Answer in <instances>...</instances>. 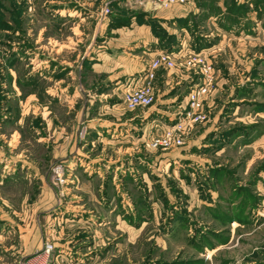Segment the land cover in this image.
<instances>
[{
  "label": "rangeland",
  "instance_id": "rangeland-1",
  "mask_svg": "<svg viewBox=\"0 0 264 264\" xmlns=\"http://www.w3.org/2000/svg\"><path fill=\"white\" fill-rule=\"evenodd\" d=\"M12 1L0 8V264H264V0H189L175 19L111 3L123 23L116 27L150 26L158 54L173 45L178 63L196 51L212 65L208 120L170 149L147 144L184 114L199 75L178 64L172 75L183 82L157 81L148 108L129 109L123 96L119 115L114 97L85 90L70 107L71 96L44 93V84L34 104L31 77L84 71L90 89L106 75H93L87 57L62 70L58 62L75 53L59 41L50 46L40 31L51 18L45 0ZM18 1L33 14L22 12L20 23L12 18ZM60 18L46 36L71 34L74 21ZM93 20L85 18L86 34ZM35 37L42 47L33 51ZM51 56L54 64L40 62Z\"/></svg>",
  "mask_w": 264,
  "mask_h": 264
},
{
  "label": "crops",
  "instance_id": "crops-1",
  "mask_svg": "<svg viewBox=\"0 0 264 264\" xmlns=\"http://www.w3.org/2000/svg\"><path fill=\"white\" fill-rule=\"evenodd\" d=\"M47 2L50 5H47ZM30 3L35 5V2L33 3L32 0L29 1V4ZM106 3H109V6L111 3L113 5L116 4L114 0H45V7L47 6L48 9H51V18H46L49 22L45 23V26H43L40 31L44 29V36L45 38H48L47 43L50 46L54 45L55 41H59V49H70L71 52L75 53L73 54L75 57H72V59H63L62 61H59L58 63L61 65L60 68L62 70H70L74 63H76V68H78L79 60L83 63L85 57H87L92 64L91 67L93 75L103 74L104 76L106 75V77L103 79L105 82H97L96 84H93L90 89H86L85 84L87 83L86 79H88V73L85 75L84 71L80 72L79 75L77 71L73 73V69H71L70 72L59 78L55 76L56 71L54 70L47 72V75L44 74L43 77L35 76L37 82L31 86L32 89L29 92V96H31L32 99H36L34 104L37 103V95L40 96L41 93L35 88H40L42 84H44L42 90L44 93L57 94L61 99L63 95L67 97L71 96V99L73 100H69L70 107H74L76 104L78 105L77 100H79V98L82 99L85 90H87L88 94L94 99H102V97L106 98L107 96L114 97L115 102H113L110 106L114 111H117L118 114L115 115L120 114V111L118 110L119 107H117L120 105L118 100L124 96L127 89L142 83V80L149 69L151 60L160 52V49L156 47L158 41L152 35L149 25L132 22L129 26H114L113 24L115 22V18L119 15L117 13L119 8L115 6L112 8V6H110L112 12L105 15L103 13V8ZM119 4L121 8L131 4L130 7L141 8L145 11H149L153 16L168 19H175L176 9L180 7L176 5L170 8H163L158 6L153 0H121ZM29 7V10H31V6ZM87 7L93 8L89 14L84 13V9ZM33 9H35V7H33ZM28 12L25 10L23 14L29 16L33 15ZM57 13L61 16L60 19L63 21L68 20L69 18L74 21L73 24H70V26L68 25V30L71 31V34H67L65 39H58V37H54V35L46 36V32L48 30H54L53 21L55 22L57 20ZM87 16L96 18V21H92L91 27H88V31L90 33L86 34V23L84 21ZM63 24H66V22ZM31 27L28 29L29 31L33 30ZM17 30L19 29H16V31ZM104 31H110V35L109 33L104 34ZM28 39H30L29 48L33 49V51L42 47V45H37V37L34 39ZM19 40L22 41L24 39ZM85 46H87V49ZM84 47L87 51L81 49ZM133 47H138V49L133 50ZM52 60L54 61L55 58L51 56V58L40 59V62L48 63L50 61L54 64ZM172 73L173 71L169 70L166 73L158 74L157 81L170 88L184 81L185 78L182 75L173 76ZM42 79L46 80V84L48 81L54 79L55 85L53 86L52 83L45 85ZM69 79L72 80V82H67L70 81ZM58 83H61V85L58 86ZM107 83L109 85L111 84V90H109L110 92L106 93L104 91H100V89L105 87ZM166 92L167 89L165 90L164 88L163 93L158 94V96L164 95ZM74 99L77 100L74 101ZM65 100H67V98H65ZM207 105L212 107L213 101L210 100L208 104L207 100ZM163 107L164 109H162ZM158 109L159 111L167 112L165 106H161ZM79 110L80 109L77 110V116L79 114ZM94 119L96 118L92 117L91 119H88V121L93 122ZM97 119L101 120V118ZM115 120L118 119H114L112 123H114ZM97 125H104V123L102 124L100 122L96 125L92 124L95 128ZM123 138L126 139L127 135L123 136ZM29 236L30 235H25V239H29ZM1 238L2 236H0V239ZM25 241L26 243L29 242L27 240ZM44 261L45 258H37L31 263L41 264Z\"/></svg>",
  "mask_w": 264,
  "mask_h": 264
},
{
  "label": "built area",
  "instance_id": "built-area-1",
  "mask_svg": "<svg viewBox=\"0 0 264 264\" xmlns=\"http://www.w3.org/2000/svg\"><path fill=\"white\" fill-rule=\"evenodd\" d=\"M163 8L172 6H182L189 0H155ZM111 8L109 3L103 8L105 15L110 14ZM178 64L185 70H193L200 76V81L192 86L187 95L188 108L179 120L170 126H167L164 132L151 140L148 146L154 149H170L180 147L186 143L189 131L199 123L208 120L207 100L211 93L213 85L212 65L206 60V57L196 51L185 54L181 61H176V52H161L155 57L145 74L142 83L134 85L124 93V101L129 109L148 108L156 103L157 96V71L160 68L167 70L175 69ZM60 176V168H58Z\"/></svg>",
  "mask_w": 264,
  "mask_h": 264
},
{
  "label": "trees",
  "instance_id": "trees-1",
  "mask_svg": "<svg viewBox=\"0 0 264 264\" xmlns=\"http://www.w3.org/2000/svg\"><path fill=\"white\" fill-rule=\"evenodd\" d=\"M4 0H0V8H2L3 7V2ZM13 3H14V0L12 1ZM15 4L16 5H22L21 3H19V2H15ZM26 7H27V4L26 3H24L22 6H20V11H18L16 14H13V19H15V21L17 22V23H20V21H18V19H20L19 17L22 15L21 13L22 12H24L25 11V9H26ZM144 14L143 13H137V16H138V22H140V23H144V22H146L145 21V18H142L141 16H143ZM115 21H117V18H115ZM1 24H0V27L1 28H3V27H5V22H4V20L1 18ZM114 26H120V25H123V23H121L120 21H117L116 23L114 22V24H113ZM154 25V24H153ZM18 27H21V25L20 26H18ZM17 29H22L21 31H23V28H17ZM157 32V31H156ZM158 33V32H157ZM170 49L169 50H171V51H174V46L173 45H171L170 47H169ZM36 82L33 80V78L31 77V79L28 81V82H25V85H30V87L32 86V85H34ZM20 84H21V82H20ZM3 99V98H2ZM2 117H3V115H2ZM2 119V121L4 120L3 118H1Z\"/></svg>",
  "mask_w": 264,
  "mask_h": 264
}]
</instances>
